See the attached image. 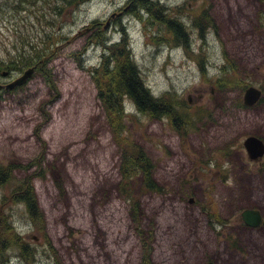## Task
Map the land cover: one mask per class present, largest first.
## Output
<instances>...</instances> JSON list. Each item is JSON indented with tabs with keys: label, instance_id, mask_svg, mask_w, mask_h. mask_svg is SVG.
Segmentation results:
<instances>
[{
	"label": "rangeland",
	"instance_id": "1",
	"mask_svg": "<svg viewBox=\"0 0 264 264\" xmlns=\"http://www.w3.org/2000/svg\"><path fill=\"white\" fill-rule=\"evenodd\" d=\"M129 1L78 0L57 14L42 0H0V60L37 33L56 39L43 45L52 50L46 66L0 72V243L12 241L7 256L24 248L21 264H238L223 234L236 230L252 255L264 249V226L252 233L237 220L244 208L264 206V172L243 147L249 134L264 135V5L152 0L182 19L183 45ZM204 12L211 21L201 36L194 21ZM124 35L151 93L177 113L148 116L127 98L120 118L106 110L96 83L105 77L93 71L113 52L103 43ZM29 67L26 83L5 87ZM251 86L263 98L247 108ZM126 146L143 151L160 190L145 185ZM27 179L42 221L20 198ZM216 210L228 220L218 232L208 226ZM259 255L254 264H264Z\"/></svg>",
	"mask_w": 264,
	"mask_h": 264
},
{
	"label": "trees",
	"instance_id": "2",
	"mask_svg": "<svg viewBox=\"0 0 264 264\" xmlns=\"http://www.w3.org/2000/svg\"><path fill=\"white\" fill-rule=\"evenodd\" d=\"M37 1L39 0H15L16 4L21 2V4L26 3L27 5H34ZM42 1L47 3L46 6L50 4L52 7V11L54 10L55 13L58 14L65 11L68 4H74L78 0ZM129 2H131V12L137 14L140 10L144 11V13L150 16V19H155L159 23L164 25L165 28L176 39L177 43L187 45L188 32H186L184 28L185 24L179 18H174V16H171V13H168L165 9H162V7L160 8L157 4L158 2H154L152 0H130ZM261 2L264 5V0H261ZM21 4L18 5V7L23 10ZM30 9L31 8H29V12H32V10ZM195 18L196 19L194 21V25L198 28L199 33L202 36L204 28L206 26L209 27L211 19L206 14V12ZM56 22L57 21H54L52 19L49 24L54 26ZM49 33L50 32L45 31L43 37H40V34L37 33V35L30 36L28 41L23 42L17 47L15 46L17 52L9 57L8 62L0 60V72L3 69H7L10 71H21L24 67H28L33 64L41 65L43 67L46 66V62L44 59L48 58V54L52 50L49 51L48 49H43V45L54 44L56 40L53 36L48 39L47 37L50 36ZM103 44L104 53H108L109 51L113 52H111V54L109 53L103 55L100 71L94 70L93 72H98L102 77H105L103 80L96 79V83L98 86V96L101 98L104 107L107 108L106 110L109 111L112 116H114V118L118 119L122 116V103L124 98L131 100L132 104L140 113L146 114L148 116L160 117L170 114L173 115L172 113H177V110L174 109L169 98L155 97L151 93L149 87L145 84L144 80L142 79V76L136 66L135 61L131 58L128 40L125 35L122 38L121 44L112 43L110 46L107 47L105 42ZM118 47L121 48L118 49ZM43 70L46 74V77L51 80V76L47 74L46 68H44ZM53 88L57 90L55 86H53ZM177 117H181V115H178ZM179 119L182 118H176L175 122H179ZM116 140L118 143H121L122 139L117 135ZM128 146H126L127 153L136 156L134 165L132 166L135 168L138 167L139 170H142L145 174V185L148 188H151L152 190H160V188H158L157 185L150 180V161L145 156L143 151L140 149H135L133 151V149L128 148ZM123 155L125 157V155L127 154L124 152ZM127 159L128 157H125L126 167L128 169V166L131 164V162ZM1 173L2 172H0V174ZM126 173L129 174L128 171ZM4 180L5 177H0V183H3ZM26 182L28 184V179ZM34 195L35 194L33 193V187L30 182L27 185L26 189L23 191L22 196L20 198H22V200L26 203V207L28 209L29 216L32 221H42L44 220V217L42 213L39 212L40 209L37 205ZM20 198L15 199L21 200ZM26 248H28V245L26 246ZM22 251L24 254V248H22Z\"/></svg>",
	"mask_w": 264,
	"mask_h": 264
},
{
	"label": "flooded vegetation",
	"instance_id": "3",
	"mask_svg": "<svg viewBox=\"0 0 264 264\" xmlns=\"http://www.w3.org/2000/svg\"><path fill=\"white\" fill-rule=\"evenodd\" d=\"M261 94H263L262 90H261ZM262 96L261 98L252 106H249L247 108H251V107H254L256 106L258 103L261 102L262 100ZM249 135H253L255 136L256 138H258L261 142H262V155L254 158V159H251L250 156L248 155V152L246 150V148L244 147V150H245V153H246V158L249 162L251 163H254L258 166H261L263 172H264V135H258V134H249ZM248 135V136H249ZM225 152H229V149L227 150H223L222 153L225 154ZM219 172V170H218ZM246 209H249V210H253V211H258L259 212V215H260V220L258 221V224L257 225H249V224H246L244 221H243V218H242V212L245 211ZM217 212V210H216ZM212 214V213H210ZM214 215V214H213ZM212 215V216H213ZM217 216V219L214 220V216H213V220L209 221L208 223V226H212V230H213V227H214V230L216 232H218L216 229H215V225L217 226H224L226 227V219H223L219 216L218 212L216 214ZM238 217V225L240 227V229H242L243 231L244 230H248L252 233H259V230L264 226V206H261V207H258V206H255V207H252V208H244L243 210L240 211L239 215L237 216ZM225 236V241H226V249L229 250V251H232V252H236L237 253V256H238V260H237V263L238 264H254V260L257 261V260H260L258 257H261L259 255V253H263L264 252V249L262 246H258L256 247V250L257 252L254 253V255H252L250 253V250L246 249V247L243 245V241L241 239V237H238V234L236 233V230H231L230 232L225 233L223 234ZM20 237V236H19ZM256 244V243H255ZM254 246V244H252ZM257 245V244H256ZM12 241L10 239H5L3 240L1 243H0V264H8L7 262H10V263H13V264H21V263H25V260H24V254H23V251L19 249L18 253L17 254H10L9 256H7V251L12 248ZM242 250V252H241ZM216 260L217 261H221L223 260L220 252L218 251V256H216ZM182 262H185V260H182ZM182 262H179L178 264H184ZM152 264H155V262H153ZM213 264V263H212Z\"/></svg>",
	"mask_w": 264,
	"mask_h": 264
},
{
	"label": "water",
	"instance_id": "4",
	"mask_svg": "<svg viewBox=\"0 0 264 264\" xmlns=\"http://www.w3.org/2000/svg\"><path fill=\"white\" fill-rule=\"evenodd\" d=\"M82 1V0H81ZM34 71L33 67H29L19 77L15 78L14 80L10 81L8 84L5 85L6 88H13L15 86H20L26 83L28 78L31 76L32 72ZM2 76H5L7 74L6 71H3ZM2 85L0 84V89ZM260 96V90H258L255 87H248L243 95V100L245 104H251L258 100ZM243 145L246 148L248 155L250 156L251 159H254L260 155H262V142L256 138L253 135H249L245 138L243 141ZM242 218L243 221L246 224L249 225H257L258 221L260 220V215L258 211H253L246 209L245 211L242 212Z\"/></svg>",
	"mask_w": 264,
	"mask_h": 264
},
{
	"label": "bare ground",
	"instance_id": "5",
	"mask_svg": "<svg viewBox=\"0 0 264 264\" xmlns=\"http://www.w3.org/2000/svg\"><path fill=\"white\" fill-rule=\"evenodd\" d=\"M136 1V0H135ZM160 2V1H159ZM161 6V5H160ZM141 12L140 13H142L143 11L142 10H140ZM142 15V14H141ZM175 18V17H174ZM169 19V18H168ZM167 20V19H166ZM182 20V19H181ZM155 22V21H154ZM185 28V27H184ZM98 32V31H97ZM131 52V51H130ZM246 90V89H245ZM258 90H260V89H258ZM261 96H262V94H261V92H260V96H259V98H258V100L261 98ZM258 100H256L255 102H253V103H251V104H245V105H250V106H252V104H255ZM243 102H244V100H243ZM35 227V226H34Z\"/></svg>",
	"mask_w": 264,
	"mask_h": 264
}]
</instances>
